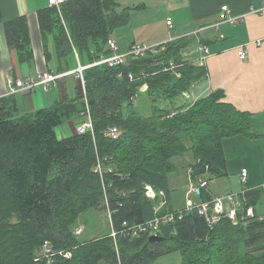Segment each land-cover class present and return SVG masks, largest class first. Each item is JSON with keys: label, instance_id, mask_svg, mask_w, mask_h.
<instances>
[{"label": "trees", "instance_id": "16d2710c", "mask_svg": "<svg viewBox=\"0 0 264 264\" xmlns=\"http://www.w3.org/2000/svg\"><path fill=\"white\" fill-rule=\"evenodd\" d=\"M130 9L115 0H68L59 10L39 11L48 71L64 73L109 55L107 41L129 24ZM5 26L10 45L29 59L24 21ZM195 41L187 35L120 66L85 69L93 135H56L58 126L84 111L81 95L32 113H20L12 96L0 99V264H151L174 251L181 254L180 264H264L261 188L240 194L241 207L253 208L255 216L238 224L222 217L210 228L193 208L161 226L162 242L124 234L114 243L109 225L100 234L93 230L91 237L75 234L82 217L91 214L109 211L119 231L123 222L144 223L174 212L169 179L177 172L175 158L190 153L192 180L224 177L223 139L257 137L249 114L226 102L222 90L185 109L159 106L207 76L206 67L181 55ZM170 64L177 67L169 70ZM129 74L138 80L130 81ZM142 84L147 85L144 92L139 91ZM135 95L146 96L147 115L133 103ZM111 127L120 131L116 139L105 135ZM97 158L104 170L110 169L103 174L107 192L94 173ZM146 187L154 197H147ZM212 197L202 191L199 201Z\"/></svg>", "mask_w": 264, "mask_h": 264}, {"label": "crops", "instance_id": "0c3cea01", "mask_svg": "<svg viewBox=\"0 0 264 264\" xmlns=\"http://www.w3.org/2000/svg\"><path fill=\"white\" fill-rule=\"evenodd\" d=\"M160 1L168 8V13L164 15L165 23L170 19L172 27L169 28L164 23L169 30L167 38L163 37L145 45L162 44L200 30L193 43L196 44V49L194 48L193 52L191 49H184L181 55L194 64L206 67L207 70L206 77L194 82L189 91L178 96L180 100L174 98L172 101H165L166 103L162 101L163 107L169 110L185 109L212 91L222 90L226 102L249 114L250 130L257 136L251 138L236 135L223 139L226 175L218 180L226 189L212 192L209 186L207 191L213 197L237 194L239 198L247 189L261 188L264 185V0ZM223 6H227L228 13L221 11ZM46 8H49L48 0H0V87L4 88L8 80L36 77L38 72L47 69L44 57L45 42L37 21V13ZM227 14L229 17L243 18L235 24H230L224 22ZM16 20H23L27 29L28 50L31 53L29 59L19 55L18 50L9 43L5 24ZM159 21L162 22V19ZM216 24L217 27L214 26ZM111 39L115 40L113 35ZM201 44L208 48V56L203 63L200 62ZM239 48L246 50L245 60L238 58ZM79 95V82L71 75L61 80L57 88L49 91L36 88L31 92L16 93L12 97L20 113H32L52 107L58 102L72 100ZM80 121L77 117L68 120L67 127H61V135H73L74 126ZM191 163L192 160L188 158L183 166L186 168L185 178L179 175L180 166L176 165L177 172L169 179L171 192H181L182 195L184 190H179L183 187L182 182L187 178L189 183L192 179L190 168L187 167ZM242 169L247 170V178L243 183L240 181ZM174 195L172 193L171 198L174 199ZM189 201L195 204L199 202V198L194 199V202ZM183 205L184 202L180 201V206L174 208L170 202L173 211L182 209ZM260 214L261 217L264 216V196Z\"/></svg>", "mask_w": 264, "mask_h": 264}, {"label": "built area", "instance_id": "2783aa9c", "mask_svg": "<svg viewBox=\"0 0 264 264\" xmlns=\"http://www.w3.org/2000/svg\"><path fill=\"white\" fill-rule=\"evenodd\" d=\"M64 1L65 0H48V5L49 7H54L56 9H59V6L63 4ZM221 11L228 13V9L226 6H223L221 8ZM241 19L242 18L239 17H229L227 14V17L224 19V22L235 24ZM166 26H168L169 28L172 27V23L170 19L166 21ZM214 26L217 27L218 24ZM199 31L200 30H197L189 35L195 37ZM220 38H222V36H220ZM166 43L167 42L154 46H146V45L132 46L126 52H119V48L115 40L109 39L107 41V50L110 52L109 55L100 56L98 60L85 66H81L79 64L75 71L70 72L73 73V75L79 82V93L85 105L84 111L81 112L79 117L81 121L79 124L74 126V132L77 135H84L87 132H90L93 135V122L91 119L90 108L88 105L85 82L83 77V71L85 69L100 65H106L110 68L120 66L123 65L127 59L140 58L143 57L148 52L154 53L156 52L159 46H162ZM199 52L202 53V56L200 57V62L203 63L208 56L207 46L201 44L199 46ZM237 55L240 60H245L247 52L244 48H239L237 50ZM175 67L177 66H175L174 64H170L169 68L167 69L173 70ZM67 75H68L67 73L50 72L48 71V69H45L43 71L38 72L36 77L28 76L25 80L22 79H16L15 81L8 80L7 85L4 88L0 87V99L11 97L16 93L31 92L36 88H42L44 91H49L52 88H57L60 81L63 80ZM118 76H121V74L119 73ZM140 77L142 78L143 74H141ZM128 78L132 82L138 80V78H134L131 74L128 75ZM146 89H147L146 84H142L139 87L140 92H144ZM136 97L137 96L135 95L133 99ZM105 135L108 138L116 139L120 135V131L116 127H111L107 130ZM104 169H105L104 165H102L100 160L97 158V162L94 168V173H96L100 178L102 191L107 192V186L104 182L103 174L107 171L110 172V169L108 170H104ZM246 178H247V170L242 169L240 171V181L243 183L246 181ZM207 190H208V183L204 177H199L194 180L192 179L190 180L188 195L194 194L197 195L199 198L201 192ZM261 190L264 196V185L261 186ZM146 195L147 197L150 198L154 197L153 190L150 187H146ZM161 206H163V204ZM193 208L197 210L199 215L203 216L206 219V222L210 228H213V226H215L218 220L222 217L229 219L233 224H238V220L243 222L244 220L254 218L255 216L253 208H247L246 210H244L241 207V202L239 201L237 194H227L226 196L223 197H212V199L208 202L199 201L198 203L195 204L194 203L192 204L189 201L187 209L184 211H190ZM184 211L166 212L144 223L128 224L127 222H123L121 224V229L119 231L114 229L111 222L110 212L108 211L107 215H108L109 227H110V237L113 239L115 243L116 237L118 235L126 234L131 238L141 235H146L147 237L153 235H160L161 226L164 224L174 223L176 220H180L183 216ZM261 218H264V216ZM79 233L80 231L75 232L76 235H78ZM44 248H45V252L50 251V249L46 245L44 246ZM115 249L118 256V249L116 245H115ZM63 256L65 258H69L70 253L66 252L63 254ZM118 264L120 263L118 262Z\"/></svg>", "mask_w": 264, "mask_h": 264}, {"label": "rangeland", "instance_id": "374dc122", "mask_svg": "<svg viewBox=\"0 0 264 264\" xmlns=\"http://www.w3.org/2000/svg\"><path fill=\"white\" fill-rule=\"evenodd\" d=\"M115 1L120 5L121 8L123 7L131 8L129 24L125 27L118 29L113 34V37L115 38L117 46L119 48V52H126L132 46H142V44L145 45L148 43H152L153 41H158L159 39H163V37L167 38V34L169 33V30H167L165 27L164 15L168 13V8L160 0H115ZM160 18L162 19V22L159 21ZM187 35L189 34H185V36ZM194 48L196 49V44H192L186 49H191V52H193ZM120 49H123L124 51H121ZM75 56L77 55L75 54ZM78 65L79 63L77 64V67ZM77 67L74 68L73 70L66 71L64 73H67L68 76L71 74L73 75V73L70 72L75 71ZM175 99L180 100V97L177 96V98ZM169 101L172 100H166V102ZM133 103L136 106L137 105L139 106V111L143 115L148 114V110L146 108L148 104V100L145 95H142L139 98L137 96L136 98L133 99ZM163 105H164L163 102L161 104L159 103V106L162 108ZM62 126L67 127V123L64 122L62 125L57 127L56 135L59 139H63L66 137L68 138L69 136L63 137L61 135ZM188 158L192 160L190 153L184 155L183 158L174 159L176 165L177 166L179 165L181 168V169L178 168V173L182 178H185L184 174L186 173L185 170L186 168L183 166L185 165L186 161H188ZM186 179H184V181L182 182L183 187L182 188L180 187L179 189L180 191L181 189L184 190V192H182V195L181 192H172L173 194H175L174 199L171 198V204L174 205V208H178L180 206V201L181 203L184 202V205L182 206L183 208L175 211L186 210V204L188 200L194 202V199L198 198V196L194 194L188 195L189 183ZM205 180L208 183V187L209 186L211 187L212 192H221L224 189H226V187L222 185V183L220 184V181L216 177H209L205 175ZM161 207L162 206L160 205V208ZM107 216H108L107 214H98V213L91 214L89 216H83L75 232L80 231L78 235L83 234L82 237L84 238L91 237L92 236L91 232L93 230H96L97 234H100L109 225L108 223L109 220ZM180 263H181V254L178 251H174L157 258L151 264H180Z\"/></svg>", "mask_w": 264, "mask_h": 264}, {"label": "water", "instance_id": "95a60500", "mask_svg": "<svg viewBox=\"0 0 264 264\" xmlns=\"http://www.w3.org/2000/svg\"><path fill=\"white\" fill-rule=\"evenodd\" d=\"M148 239L150 242H162L165 240V238H163L161 235H153L150 236Z\"/></svg>", "mask_w": 264, "mask_h": 264}, {"label": "bare ground", "instance_id": "6f19581e", "mask_svg": "<svg viewBox=\"0 0 264 264\" xmlns=\"http://www.w3.org/2000/svg\"><path fill=\"white\" fill-rule=\"evenodd\" d=\"M227 7V6H226ZM222 8V7H221ZM243 18V17H242ZM166 24V23H165ZM72 75V74H71ZM71 75H69V76H71ZM67 77H68V75H67ZM65 79V78H64Z\"/></svg>", "mask_w": 264, "mask_h": 264}]
</instances>
